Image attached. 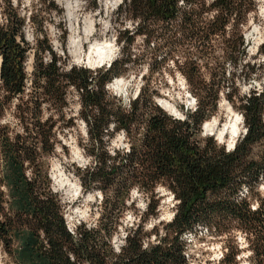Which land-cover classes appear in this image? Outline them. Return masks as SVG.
I'll return each mask as SVG.
<instances>
[{
    "label": "clouds",
    "instance_id": "1",
    "mask_svg": "<svg viewBox=\"0 0 264 264\" xmlns=\"http://www.w3.org/2000/svg\"><path fill=\"white\" fill-rule=\"evenodd\" d=\"M138 2L0 0V32L12 29L21 54L18 91L0 95V141L32 150L33 158L20 151L23 176L44 184L72 244L79 247L85 233H96L95 243L117 258L130 238L142 252L163 246L184 201L175 181L127 180L116 199L92 177L139 153L155 117L166 130L188 135L198 150L211 144L215 153L232 156L254 135L248 109L254 101L264 105V0H230L228 7L221 0H170L173 19L183 25L190 16L196 38L171 21L154 24L135 8ZM5 57L0 51V77ZM89 96L102 99L92 104ZM257 115L264 123V111ZM5 175L0 155V194L10 201ZM261 181L264 173L254 187L241 180L233 202L264 219ZM176 235L184 264L264 261L257 235L242 225L194 217ZM65 253L69 264H80L73 251ZM0 264H22L16 242L2 232Z\"/></svg>",
    "mask_w": 264,
    "mask_h": 264
},
{
    "label": "trees",
    "instance_id": "2",
    "mask_svg": "<svg viewBox=\"0 0 264 264\" xmlns=\"http://www.w3.org/2000/svg\"><path fill=\"white\" fill-rule=\"evenodd\" d=\"M229 3L230 0H221L224 7H228ZM135 8L152 17L154 24L161 20L171 21L174 26L185 27L191 38L198 35L192 31L193 21L187 14L183 25L173 19L175 10L170 0L161 5H157L155 0H139ZM15 48L12 29L7 33L0 32V51L6 53V66L0 77L4 81L0 85V95L7 92L11 96L18 91L16 86L21 76L18 68L21 54ZM9 54L12 56L11 62L8 61ZM50 87L58 95L59 89L54 85ZM101 99L89 96L86 102L99 104ZM101 111L103 113L104 109L101 108ZM262 111L264 105L254 101L248 109L254 135L232 156L215 153L211 144L204 151L198 150L189 144L188 135L179 129L166 130L165 121L155 117L148 126L149 133L139 153L134 151L133 157L120 167H114L111 172L101 169L92 177L101 181L105 189H113L116 199L122 195L121 189L127 180L141 178L146 186L161 178L175 181L173 190L179 188L184 201L179 224L171 229V239L166 237L163 246L158 245L150 252H142L137 240L130 238L129 247L118 258L95 243L96 233H85L83 242L75 247L70 235L64 230L60 208L45 196L44 184L36 181L29 183L23 176L20 151L23 149L27 157L33 158L32 150L23 148V145H9L6 139L0 141V155L6 167L3 179L8 182L12 198L5 201L3 194H0V216L3 217L0 220V232L11 234L19 249L22 264H69L66 248L74 252L80 264H184L176 233L194 217H199L221 225L235 223L253 230L258 237V253H264V219L249 216L246 204L237 206L233 202L234 198H238L235 194L241 180H246L254 187L257 178L264 173V140H260V137H264V123L257 115ZM43 135L46 137L48 133L44 132ZM210 150L214 153L211 156L208 155ZM41 234L47 239V246ZM260 264H264V261H260Z\"/></svg>",
    "mask_w": 264,
    "mask_h": 264
},
{
    "label": "bare ground",
    "instance_id": "3",
    "mask_svg": "<svg viewBox=\"0 0 264 264\" xmlns=\"http://www.w3.org/2000/svg\"><path fill=\"white\" fill-rule=\"evenodd\" d=\"M59 178V177H58Z\"/></svg>",
    "mask_w": 264,
    "mask_h": 264
},
{
    "label": "rangeland",
    "instance_id": "4",
    "mask_svg": "<svg viewBox=\"0 0 264 264\" xmlns=\"http://www.w3.org/2000/svg\"><path fill=\"white\" fill-rule=\"evenodd\" d=\"M264 182V181H263Z\"/></svg>",
    "mask_w": 264,
    "mask_h": 264
}]
</instances>
